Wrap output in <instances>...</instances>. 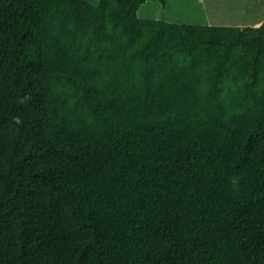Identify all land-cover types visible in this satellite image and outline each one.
Segmentation results:
<instances>
[{
  "label": "trees",
  "instance_id": "trees-1",
  "mask_svg": "<svg viewBox=\"0 0 264 264\" xmlns=\"http://www.w3.org/2000/svg\"><path fill=\"white\" fill-rule=\"evenodd\" d=\"M147 1L0 0V264H264V19Z\"/></svg>",
  "mask_w": 264,
  "mask_h": 264
},
{
  "label": "rangeland",
  "instance_id": "rangeland-1",
  "mask_svg": "<svg viewBox=\"0 0 264 264\" xmlns=\"http://www.w3.org/2000/svg\"><path fill=\"white\" fill-rule=\"evenodd\" d=\"M143 8H149V12L148 9L142 12L144 15L139 12L140 16L155 17L159 8L170 19L179 17L209 24L255 25L264 19V0H169L165 9L159 0H152Z\"/></svg>",
  "mask_w": 264,
  "mask_h": 264
},
{
  "label": "crops",
  "instance_id": "crops-1",
  "mask_svg": "<svg viewBox=\"0 0 264 264\" xmlns=\"http://www.w3.org/2000/svg\"><path fill=\"white\" fill-rule=\"evenodd\" d=\"M149 1H152V0H149ZM149 1H147V2H149ZM147 2H146V3H147ZM146 3L142 4V5L140 6V8H139V11H138V12H140V14H142V15H144L142 12H145V10H147V9H148L147 11L149 12V8H146V9L143 8V6H144ZM168 3H169V0H166L165 5L161 4L162 9L167 8V7H168ZM156 9H157V10H156L157 15H155V17L162 18V19H165V20L179 21V22H192V23L194 22V21L184 20V19H181V20H180L179 17H178V18L176 17V18H175L176 20H175V19H170V18L166 17V15L161 14L159 8H156ZM174 15H175V14H173L171 17H174ZM194 23H202V22H194Z\"/></svg>",
  "mask_w": 264,
  "mask_h": 264
}]
</instances>
